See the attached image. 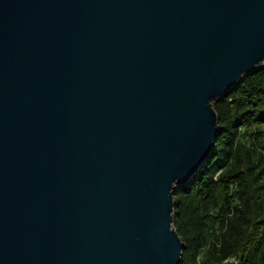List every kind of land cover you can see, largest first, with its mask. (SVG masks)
Returning <instances> with one entry per match:
<instances>
[{"label":"water","instance_id":"1","mask_svg":"<svg viewBox=\"0 0 264 264\" xmlns=\"http://www.w3.org/2000/svg\"><path fill=\"white\" fill-rule=\"evenodd\" d=\"M262 66L264 0H0V264H180L175 191Z\"/></svg>","mask_w":264,"mask_h":264},{"label":"trees","instance_id":"2","mask_svg":"<svg viewBox=\"0 0 264 264\" xmlns=\"http://www.w3.org/2000/svg\"><path fill=\"white\" fill-rule=\"evenodd\" d=\"M213 106L216 147L174 194L180 264H264V66L245 75Z\"/></svg>","mask_w":264,"mask_h":264},{"label":"built area","instance_id":"3","mask_svg":"<svg viewBox=\"0 0 264 264\" xmlns=\"http://www.w3.org/2000/svg\"><path fill=\"white\" fill-rule=\"evenodd\" d=\"M226 264H240L239 259L235 256L229 257L224 261Z\"/></svg>","mask_w":264,"mask_h":264}]
</instances>
